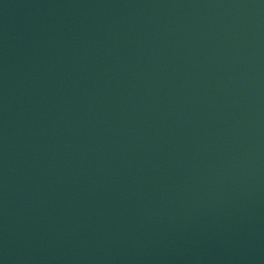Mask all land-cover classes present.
Instances as JSON below:
<instances>
[{
  "label": "water",
  "instance_id": "1",
  "mask_svg": "<svg viewBox=\"0 0 264 264\" xmlns=\"http://www.w3.org/2000/svg\"><path fill=\"white\" fill-rule=\"evenodd\" d=\"M0 264H264V0H0Z\"/></svg>",
  "mask_w": 264,
  "mask_h": 264
}]
</instances>
